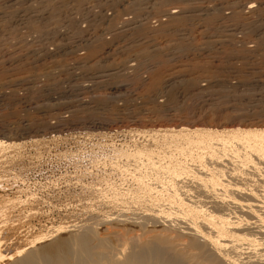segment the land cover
Returning a JSON list of instances; mask_svg holds the SVG:
<instances>
[{
  "label": "rangeland",
  "instance_id": "1",
  "mask_svg": "<svg viewBox=\"0 0 264 264\" xmlns=\"http://www.w3.org/2000/svg\"><path fill=\"white\" fill-rule=\"evenodd\" d=\"M0 99V198L11 200L0 212L12 223L0 238L11 240L8 251L54 227L70 226L55 238L72 226L98 230V223L100 234L110 225L111 232L115 218L166 232L172 225L158 207L134 202L132 180L109 167L119 162L122 170V153L170 144L166 137L182 128L264 131V0H0ZM255 176L233 175L230 182L241 185L222 189L237 198L247 190L262 195L264 178ZM108 185L118 193L128 187L117 197L134 204L111 207ZM146 207L161 224H152L157 214ZM238 213L234 218L245 217ZM179 218L173 221L183 231ZM256 236L252 248L243 246L247 252L264 250Z\"/></svg>",
  "mask_w": 264,
  "mask_h": 264
},
{
  "label": "bare ground",
  "instance_id": "2",
  "mask_svg": "<svg viewBox=\"0 0 264 264\" xmlns=\"http://www.w3.org/2000/svg\"><path fill=\"white\" fill-rule=\"evenodd\" d=\"M54 97L56 96L54 95ZM1 100L2 99H0V101ZM83 100L80 99V102H83ZM239 131L241 130L235 129L233 131L230 130V132L223 131L225 133H221L219 131L220 133H217L209 131V129H205V131L203 129H200L193 130L192 132L186 128H182L178 132H176V134L170 137H166L172 140V143L167 144L165 140H163L158 147H153L154 150L146 149L145 146V148L133 147L131 150L127 148L129 151H127V153L121 154L122 157H125L126 161V163H122L123 165L121 164L122 170L120 169V165L117 164L119 162H116V165L114 164L115 166H112L111 164L110 167L109 163V168L114 167L115 170H119L125 173V176L132 180L134 189H132L131 186V190L128 191L129 195L134 198V202L147 200L148 203H152V205L149 204L151 210H154V208L158 207V214L164 216L165 221L168 220L169 224L172 225L170 226V228L169 226L164 227L167 228V231L165 230L166 232H163L162 227V230H160L161 232L157 230L153 231V229L150 231L149 229H147L148 231H144L140 229L141 227H137V224H140L141 222L137 223L136 221L134 223L133 219V223H131L129 219L127 221L123 220L124 218L122 220H119V218H115L118 220L114 219V222L116 221V223H114L115 225L113 224L115 230L113 229V231L111 232H108L107 230V228H110L111 225L110 227H106L105 231H103L104 226H102L103 229L100 230L103 231V234H100L98 232L99 226L97 225H99V223L96 224L98 230L97 228L93 227V224H87L89 226L84 225L81 228H79L78 226L79 229H75V226L73 229V226L71 225L72 230L68 232V235L55 238L60 233L66 232L67 228L70 226L66 228L54 227V230L52 229L51 233H48L47 231L39 234L36 233L37 235L34 236L27 235L24 237V239L20 238L18 240L19 242L16 241L19 246L17 245V248L14 247L13 251H8L9 249H6V244L9 245V242L6 244L5 242L8 239L0 238V264H264V250H262V248H258L260 251L258 250V252L255 253H252V251L251 253L250 251L247 252L246 248H243V246H246L247 248L251 246L252 248V245L258 243V239L260 238H255L256 233L257 235L259 234L256 237L260 236L264 239V237L262 236V234L264 235V193L262 192V195H259L260 191L258 194L256 193V191L252 193L253 190L251 189L252 192H249L247 190L244 194H246L247 192H249V194L247 193L245 197L244 194L243 197H240V194L238 199L237 197H235L236 194L233 195L230 193H226L227 191H225L227 190L226 187L234 188V181L230 182L233 179V175L234 177L239 176V178L243 177L244 179L245 177L250 178L248 176H253V174H255V178H257L258 176L259 178H264V131ZM173 144L174 147L172 146ZM152 146L155 145L153 144ZM2 147L4 146L0 144V151ZM127 162H131L132 166L127 165ZM124 164H126V166H129V168H131L132 170L125 167ZM248 170H250L249 173L253 172V174H249ZM229 172H231L232 175ZM123 173H121V175H123ZM116 175L118 176L119 174ZM230 175L232 179L229 177ZM227 177H229V180H226ZM239 178H235L238 181L235 179L234 180L238 183L240 182ZM125 180L124 184H126L125 186H127ZM255 180H253V183H255ZM246 181H250L248 182V184H252L251 180L247 179ZM99 182L101 183L102 181L99 180ZM188 183L192 185L189 186ZM237 183V187L239 184L241 185V182L239 184ZM245 183L246 182H244L242 186ZM113 185L114 184H112V186ZM252 185H256V183ZM258 185L259 184H257V186ZM122 186L123 185H120V187ZM107 187L109 188L106 189H110L109 191L112 192L111 195L109 194L110 198L111 196H113V198L110 199L113 200L109 202L110 205L113 202L120 203L121 201V203H123V201H125L122 197L123 195L121 196L122 198H120L123 199V201L120 200L117 196L120 197L121 192L125 196V193L127 194L126 189H128V187L125 188L123 186L126 190H123L125 193L123 191L120 192V190V193H118L116 192L117 189H111L112 187H110L109 185ZM260 187V190H263L262 186ZM222 188L226 189L224 190ZM250 188L251 185L249 188L247 187V189ZM106 189L104 190L106 191ZM220 189H222L221 192L224 190V194H219ZM99 190L101 191V189ZM104 190L102 189V191ZM256 190L258 191L259 189ZM232 191H234V189H232ZM232 191L228 190V192ZM95 192H97L98 195L100 194V192L98 191ZM104 192H102L101 195H103ZM191 192H197L198 194H200L199 192H202L201 194L203 200L197 199V197L191 195ZM105 193L107 194V191ZM203 193L205 194V199ZM255 193L259 196H255ZM138 194L139 197L137 196ZM198 194L194 193V195L197 196ZM98 195L96 196L98 197ZM104 195L103 199H106L107 196L104 197ZM248 195L251 197H249ZM96 196L95 198H97ZM200 197L201 196H199V198ZM107 199L109 200V196ZM129 200H131V197ZM145 201L144 203L147 202ZM161 201H163L162 204L164 203L162 206H160L161 204H158ZM126 202L123 203V207L125 204H127ZM155 202L156 204H158V206L154 205ZM2 203H0V205L2 204V206H0V211L6 210L7 205L11 204V200L5 199V201H2ZM203 203L208 204V206L210 204V206L206 207V205H202ZM256 203L259 206L256 205ZM105 204L107 205L106 201ZM128 204L134 203L128 202ZM147 204H144V206H148ZM136 205L137 204H135L134 206ZM164 205L167 206L168 209H175L177 212L172 213V210H168L171 213L165 212L164 210H162L165 208ZM144 206L142 208H144V211H147L145 210ZM159 206L161 208L164 206V208L160 210ZM111 207L115 206L111 205ZM146 209L149 210V214L151 212L150 209L147 207ZM210 209L212 210L210 211ZM236 211L237 213L238 211L239 213H243L247 218H243V216L241 220L240 216L239 218H234ZM157 212L155 213L154 211L153 214H157ZM4 213L0 212V224H2V226L0 227V236L2 233H4L2 235H5L6 232L4 231L11 232V227L7 229V225H11L12 223H9ZM145 213L147 214V212ZM151 213L150 215L153 216V214ZM158 214L157 216H150L152 217L151 220L155 218L156 222L159 221L157 220V218L162 216H158ZM122 215L124 216L123 213ZM171 216H173V219H178L180 217L182 218V221H186L187 224H185L184 222L186 227L183 228V231L179 230V228L177 227V225L179 226V224H177L176 220V222H174ZM147 217L144 216L143 219ZM235 217H237V214ZM141 218L142 217H140V219ZM149 219L150 218L146 219V222H148L147 220ZM248 220L252 223H249ZM109 221H111V219H109ZM109 221L105 220L101 222H103V224H106ZM182 221L181 223H183ZM149 222L151 221L149 220ZM152 222H154L152 223L154 225H156L157 223L159 225L160 223H155V220H153ZM129 223H131V225ZM139 224L138 226H140ZM133 225H136V229H140L141 232L138 233L139 235L134 234L137 233L135 232L137 231L136 229H134V233H131L129 231V226L133 227ZM143 225L144 228H147V225ZM242 229L248 231L244 230L246 232L244 233ZM253 230L255 231L253 232ZM241 231H243L242 233L244 234H241ZM12 242L14 243L15 241ZM114 243H116V245ZM117 243L121 244L117 245ZM261 246H263L264 249V245Z\"/></svg>",
  "mask_w": 264,
  "mask_h": 264
}]
</instances>
